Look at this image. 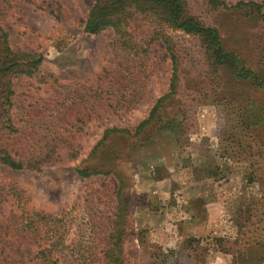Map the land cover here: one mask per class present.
<instances>
[{
	"label": "rangeland",
	"instance_id": "1",
	"mask_svg": "<svg viewBox=\"0 0 264 264\" xmlns=\"http://www.w3.org/2000/svg\"><path fill=\"white\" fill-rule=\"evenodd\" d=\"M94 1L1 0L12 48L45 60L38 76L16 81L23 133L4 145L26 168L0 165V264L39 251L20 231L35 214L63 219L61 264H104L119 207L115 172L128 184L125 264H264V87L236 77L245 68L264 78V20L181 0L183 16L216 29L239 61L216 72L201 40L161 28V17H134L126 43L112 29L87 34ZM156 31L175 46L180 84L138 137L170 91L173 64ZM241 110L252 127L229 139ZM109 129L127 133L90 157ZM77 167L106 173L82 178Z\"/></svg>",
	"mask_w": 264,
	"mask_h": 264
},
{
	"label": "trees",
	"instance_id": "2",
	"mask_svg": "<svg viewBox=\"0 0 264 264\" xmlns=\"http://www.w3.org/2000/svg\"><path fill=\"white\" fill-rule=\"evenodd\" d=\"M204 1L216 9L221 8L247 18L256 17L264 20V4L240 1L233 6H228L223 0ZM147 14L153 17H161L162 19H158V26L160 25L161 28L165 26L180 30L187 35L198 37L211 63V67L216 72L220 67L230 66L235 62H239L235 56L224 52L219 32L216 29L204 27L197 23L195 19L183 16L181 0H95L87 15L84 30L87 34L98 35L107 29H112L119 40L126 43L127 38L130 36L128 27L132 19L137 16H147ZM157 28L159 29V27ZM156 32V36L159 35V39L164 41L173 64L170 91L158 100L149 118L140 124L136 132L138 137L149 128H155L153 125H155L160 114V109L171 97L177 94L180 84V63L174 51L175 46L166 35L159 34L160 31ZM44 60L45 58L42 54L14 50L8 33L0 23V165L12 170L18 171L26 168V163L13 157L4 145L6 138H14L23 133L18 127L15 119L16 115L13 112L16 81L38 76ZM236 77L240 80H251L255 85L264 87V78L245 68H241ZM236 115L237 118L235 120H229L235 121L230 124L228 132L231 134L229 139L232 140L236 138H232L235 134L244 132L252 127L247 122L246 111L241 110ZM163 126L167 125H162L160 128ZM150 132L151 130H149ZM124 133H127V131L118 129L106 130L103 139L95 146L90 157L93 155L97 156L99 151L107 145L113 136ZM229 139L227 140L229 141ZM102 172L95 168H76V173L82 178H90L106 173ZM112 174L118 182L117 202L119 207L115 215L116 220L113 223L112 232L109 235L108 248L104 253L103 262L104 264H125L123 245L126 236L127 206L129 204L126 192L128 184L120 173L115 172ZM1 189H6V186L1 185ZM17 190L13 186L9 187V191L17 192ZM26 219L27 222L22 223L23 227L20 228V231L37 238L40 248L26 263L24 258H22L19 264H61L63 257L60 253L55 252V246L57 245L56 242L63 241V236L58 233L57 229L63 219L51 218L41 214L30 215Z\"/></svg>",
	"mask_w": 264,
	"mask_h": 264
}]
</instances>
